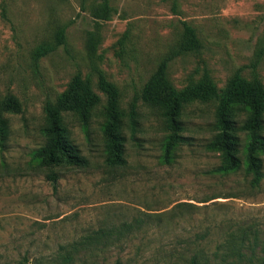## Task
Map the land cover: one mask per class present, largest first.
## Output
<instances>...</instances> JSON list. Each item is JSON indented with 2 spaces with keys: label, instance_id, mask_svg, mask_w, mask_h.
Returning <instances> with one entry per match:
<instances>
[{
  "label": "rangeland",
  "instance_id": "374dc122",
  "mask_svg": "<svg viewBox=\"0 0 264 264\" xmlns=\"http://www.w3.org/2000/svg\"><path fill=\"white\" fill-rule=\"evenodd\" d=\"M63 28V43L36 60ZM162 62L180 92H220L239 68L264 89V0H0V105L20 106L1 112L0 264H218L228 235L263 236L264 155L257 185L243 163L217 171L220 155L207 147L216 100L183 106L184 142L164 162L161 111L140 99ZM99 74L120 95V167L105 162ZM76 77L100 99L87 125L62 114L86 164L49 169L34 158L45 102ZM244 254L241 264H262L258 246Z\"/></svg>",
  "mask_w": 264,
  "mask_h": 264
},
{
  "label": "trees",
  "instance_id": "16d2710c",
  "mask_svg": "<svg viewBox=\"0 0 264 264\" xmlns=\"http://www.w3.org/2000/svg\"><path fill=\"white\" fill-rule=\"evenodd\" d=\"M64 28L57 34L55 46L44 45L35 52L38 60L64 41ZM263 51L259 53V56ZM241 68L229 78L225 87L218 92L212 85L176 90L167 77L165 62L158 65L146 81L140 93V99L147 105L161 111L168 135L163 141V159L169 163L177 146L184 142V127L179 120L183 106L192 101H217L215 109V134L208 142V149L219 153L221 167L217 171H235L244 164L245 172L251 176V185H257L263 178L262 159L264 155V89L257 83H251L241 74ZM97 87L106 99L102 135L104 138L105 162L110 167L125 165L124 137L119 109V91L102 74L98 75ZM99 97L88 83H82L77 77L69 90L59 95L54 102L47 100L44 106L46 125L43 130L44 143L34 152V158L46 168L56 166H84L86 159L72 141L63 124L62 114L73 113L82 125H87L93 110L99 104ZM20 106L13 97L5 99L0 105V139H4L5 120L1 112L18 113ZM245 114L244 118L239 115ZM50 179L56 181L54 172ZM239 235H228L218 249L224 251L218 264H241L246 258L244 251L254 253L258 246L262 252L260 260L264 264V233L260 237L256 231L241 228ZM251 231V232H250ZM254 257L251 255V259ZM189 264H208L197 256Z\"/></svg>",
  "mask_w": 264,
  "mask_h": 264
}]
</instances>
